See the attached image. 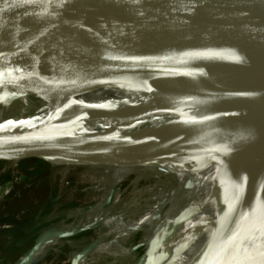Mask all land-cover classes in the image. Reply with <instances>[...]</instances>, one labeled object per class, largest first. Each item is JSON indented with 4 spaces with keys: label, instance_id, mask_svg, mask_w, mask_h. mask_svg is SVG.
<instances>
[{
    "label": "bare ground",
    "instance_id": "obj_1",
    "mask_svg": "<svg viewBox=\"0 0 264 264\" xmlns=\"http://www.w3.org/2000/svg\"><path fill=\"white\" fill-rule=\"evenodd\" d=\"M169 2L102 0L98 5L86 0H0V11L53 29L58 42L49 41L46 46L53 52L59 47L74 50L72 56H54L53 64L62 67L84 57L83 49L91 47L90 35L96 26H107L114 16L147 12ZM200 56L168 68L0 92V133L22 135L4 151L13 158L34 152L45 154L55 167L76 164L101 169L98 189L108 184L110 190L132 170H154L157 179L155 187L147 189L156 204L140 206L135 201L133 216L127 220L94 206L85 222L40 232L35 246L17 264H34L59 247L68 234L93 227H98L96 245L76 264H101L108 257L117 262L124 251L122 242L145 225L153 228L143 239L154 238L157 244L153 242L152 250L159 246L165 255L163 239L169 223L178 221H185L188 232L170 244L171 254L164 264H185L193 257L192 264L212 263L231 210L245 193L264 190V94L253 91L256 87L264 91V83L258 86L264 80V52L240 60ZM179 70L202 72L207 82L184 79L177 75ZM126 76L144 80L116 85L117 77ZM160 81L168 85L167 90L153 83ZM62 147L68 149L66 158L55 153ZM72 153L82 158L75 160ZM95 157L106 161H95ZM165 176L175 177L179 189L190 190L192 198L187 205L168 211L165 226H155L163 213L168 184L155 188ZM106 192L101 199L105 200ZM201 196L207 206L197 202ZM257 198L251 210L255 209V215L246 217L233 241L244 239L251 230L259 247L251 251L253 242L244 243L235 264H264V194ZM77 212L70 211L68 217ZM197 223L209 228L208 249L198 246ZM152 256L146 264L156 261Z\"/></svg>",
    "mask_w": 264,
    "mask_h": 264
},
{
    "label": "water",
    "instance_id": "obj_2",
    "mask_svg": "<svg viewBox=\"0 0 264 264\" xmlns=\"http://www.w3.org/2000/svg\"><path fill=\"white\" fill-rule=\"evenodd\" d=\"M86 1L98 5L102 2ZM94 29L90 35L91 47L83 49L84 57L75 64L59 67L53 64L54 56H72L74 50L59 47L60 50L53 52L48 48L46 42L57 41L53 29L29 18L0 11V92L91 81L137 66L168 67L171 59L188 55L247 59L264 52V0H171L147 12L114 16L107 26ZM177 75L198 83L207 82L205 74L199 71L179 70ZM117 78L116 85L144 80L139 76ZM153 83L167 90V84L161 81ZM263 83L261 79L258 86ZM253 91L264 94L257 87ZM250 124L246 123L247 126ZM21 139V134L0 133V160L27 157L49 160L34 152H24L14 158L4 152ZM60 150H51L50 153H59L65 158L69 156L67 147ZM71 155L75 160L82 158L80 154ZM94 160L106 161L96 157ZM262 190L258 188L245 193L231 210L215 244L218 249L211 264H235L237 253L246 242H253L251 251L259 247L251 230L247 231L244 239L234 242L233 238L246 217L255 215V209L253 213L251 211L252 206L257 197L264 194ZM152 264H160V261Z\"/></svg>",
    "mask_w": 264,
    "mask_h": 264
},
{
    "label": "rangeland",
    "instance_id": "obj_3",
    "mask_svg": "<svg viewBox=\"0 0 264 264\" xmlns=\"http://www.w3.org/2000/svg\"><path fill=\"white\" fill-rule=\"evenodd\" d=\"M200 57V55H188L171 59L170 63L171 66H176ZM154 68L163 67H131L108 77ZM40 156L46 157L45 154ZM100 170L76 164H59L55 167L52 162L38 157L0 160V264L19 262L25 252L33 248L35 239L44 229L56 225L76 226L80 222H85L89 210L94 206L103 210L109 209L112 215H121L124 220H127L133 216L131 214L135 201L140 206L157 203L151 200L147 191L148 188L155 187L157 179L154 170L129 171L123 180L110 190L108 184L103 188H96L99 184L97 180L99 181L98 178H100L97 176H102L104 173ZM164 183L168 184V195L162 205L163 213L158 216L155 226L160 223L161 226H165L168 222L167 213L187 205L192 198L190 190L179 189L180 186L177 185L173 176L163 177L155 190ZM12 185H14L13 189ZM10 188L11 192H8ZM104 190L107 191L105 200L101 199V193ZM197 202L202 206L208 205L202 196ZM75 210L78 212L73 217H68V213ZM152 228L153 226L145 225L132 230L127 239L122 242L124 248L122 257L118 258L117 262L111 261L108 257L102 259L101 264H146L151 255L153 259L160 261V264L166 263L171 254L172 245L170 244L188 232L185 221L177 224L169 223L168 232L163 239V245L167 250L165 255L159 252V246L152 250L154 238L146 241L143 239ZM194 228L199 234L198 246L205 250L209 241V228L200 223H197ZM97 229L98 227L83 229L67 236L59 247L47 251L34 264H76L96 245ZM111 237L107 236L109 239ZM194 259V257L191 258L185 264H192Z\"/></svg>",
    "mask_w": 264,
    "mask_h": 264
},
{
    "label": "built area",
    "instance_id": "obj_4",
    "mask_svg": "<svg viewBox=\"0 0 264 264\" xmlns=\"http://www.w3.org/2000/svg\"><path fill=\"white\" fill-rule=\"evenodd\" d=\"M13 187H14V185H12V186H11V188H12V189H13ZM11 188H10V189H8V192H11Z\"/></svg>",
    "mask_w": 264,
    "mask_h": 264
},
{
    "label": "trees",
    "instance_id": "obj_5",
    "mask_svg": "<svg viewBox=\"0 0 264 264\" xmlns=\"http://www.w3.org/2000/svg\"><path fill=\"white\" fill-rule=\"evenodd\" d=\"M47 211H48V207H47ZM18 231V230H17ZM36 240V239H35Z\"/></svg>",
    "mask_w": 264,
    "mask_h": 264
}]
</instances>
